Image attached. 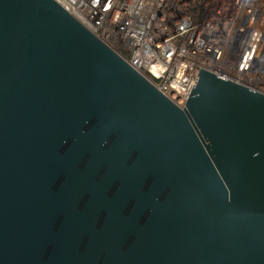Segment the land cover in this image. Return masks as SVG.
Returning a JSON list of instances; mask_svg holds the SVG:
<instances>
[{
  "label": "water",
  "instance_id": "1",
  "mask_svg": "<svg viewBox=\"0 0 264 264\" xmlns=\"http://www.w3.org/2000/svg\"><path fill=\"white\" fill-rule=\"evenodd\" d=\"M0 264H264V94L184 108L54 0H0Z\"/></svg>",
  "mask_w": 264,
  "mask_h": 264
},
{
  "label": "built area",
  "instance_id": "2",
  "mask_svg": "<svg viewBox=\"0 0 264 264\" xmlns=\"http://www.w3.org/2000/svg\"><path fill=\"white\" fill-rule=\"evenodd\" d=\"M178 107L208 71L264 94V0H54Z\"/></svg>",
  "mask_w": 264,
  "mask_h": 264
}]
</instances>
